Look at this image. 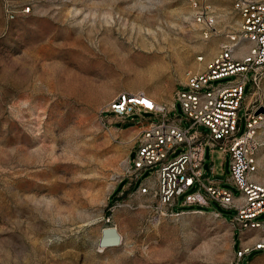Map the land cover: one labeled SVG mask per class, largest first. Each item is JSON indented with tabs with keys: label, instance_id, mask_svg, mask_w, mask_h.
Instances as JSON below:
<instances>
[{
	"label": "rangeland",
	"instance_id": "374dc122",
	"mask_svg": "<svg viewBox=\"0 0 264 264\" xmlns=\"http://www.w3.org/2000/svg\"><path fill=\"white\" fill-rule=\"evenodd\" d=\"M24 1L0 0V264H236V210L211 201L193 211L181 195L173 208L184 212L160 215L151 196L130 195L126 167L141 116L118 122L123 129L99 118L122 91L171 104L188 72H201L239 30L234 0H197L218 16L208 37L196 0H32L27 14ZM245 98L242 131L245 103L264 108V70ZM171 115L190 125L179 102ZM258 160L254 178L264 183V145ZM230 161L206 144L203 181L239 195ZM240 264H264V251Z\"/></svg>",
	"mask_w": 264,
	"mask_h": 264
},
{
	"label": "built area",
	"instance_id": "2783aa9c",
	"mask_svg": "<svg viewBox=\"0 0 264 264\" xmlns=\"http://www.w3.org/2000/svg\"><path fill=\"white\" fill-rule=\"evenodd\" d=\"M32 2H19L20 11L29 13ZM194 7L195 18L208 37L218 16L207 1L196 0ZM233 7L240 17L239 30L228 33V43L205 69L188 72L184 88L174 92L171 104L145 91H122L103 105L99 118L107 129H123L118 122L126 123L133 114L141 116L132 146L136 147V157L133 161L128 158L126 167L130 195L136 192L151 196L149 206L154 204L160 215L184 212L173 208L181 195L183 204L196 207L193 211L209 207L211 201L236 210L231 222L240 239L236 251V264H240L246 255L264 251V217L259 219L264 214V183L254 178L259 169L258 154L264 145V113H256L257 108L246 102L243 131L240 117L248 82L258 84L264 70V0H234ZM10 17L15 18V14L10 13ZM246 42L250 43L248 51H240ZM204 57L199 56V62ZM230 76L234 78L228 82H213ZM177 102L190 121L189 126H183L182 116L171 115ZM201 125L208 132L201 131ZM206 144L212 149L221 146L231 153V175L227 180L240 189L239 195L214 182L203 181ZM150 168H154V179L135 187ZM194 187L197 189L192 190Z\"/></svg>",
	"mask_w": 264,
	"mask_h": 264
},
{
	"label": "crops",
	"instance_id": "0c3cea01",
	"mask_svg": "<svg viewBox=\"0 0 264 264\" xmlns=\"http://www.w3.org/2000/svg\"><path fill=\"white\" fill-rule=\"evenodd\" d=\"M245 46V51L244 52H247L248 51V48H249V46H250V43L249 42H246V44L244 45ZM206 65H207V63H205V65H203V69H205L206 68ZM138 128V127H137ZM139 129V128H138Z\"/></svg>",
	"mask_w": 264,
	"mask_h": 264
},
{
	"label": "bare ground",
	"instance_id": "6f19581e",
	"mask_svg": "<svg viewBox=\"0 0 264 264\" xmlns=\"http://www.w3.org/2000/svg\"><path fill=\"white\" fill-rule=\"evenodd\" d=\"M117 239V238H116ZM118 243H114V242H109V243H107V244H104L103 243V239H102V245L103 246H110V245H117Z\"/></svg>",
	"mask_w": 264,
	"mask_h": 264
},
{
	"label": "water",
	"instance_id": "95a60500",
	"mask_svg": "<svg viewBox=\"0 0 264 264\" xmlns=\"http://www.w3.org/2000/svg\"><path fill=\"white\" fill-rule=\"evenodd\" d=\"M263 111H264V108L263 107H260V108L257 109L256 113H261Z\"/></svg>",
	"mask_w": 264,
	"mask_h": 264
},
{
	"label": "snow or ice",
	"instance_id": "6c2138e0",
	"mask_svg": "<svg viewBox=\"0 0 264 264\" xmlns=\"http://www.w3.org/2000/svg\"><path fill=\"white\" fill-rule=\"evenodd\" d=\"M146 103V102H145Z\"/></svg>",
	"mask_w": 264,
	"mask_h": 264
}]
</instances>
